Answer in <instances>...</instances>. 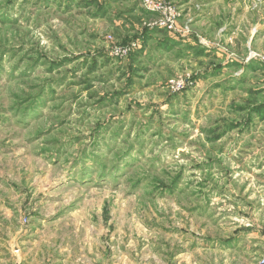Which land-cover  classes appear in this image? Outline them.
Here are the masks:
<instances>
[{"label": "rangeland", "instance_id": "1", "mask_svg": "<svg viewBox=\"0 0 264 264\" xmlns=\"http://www.w3.org/2000/svg\"><path fill=\"white\" fill-rule=\"evenodd\" d=\"M151 1L0 0V264H264V0Z\"/></svg>", "mask_w": 264, "mask_h": 264}, {"label": "crops", "instance_id": "2", "mask_svg": "<svg viewBox=\"0 0 264 264\" xmlns=\"http://www.w3.org/2000/svg\"><path fill=\"white\" fill-rule=\"evenodd\" d=\"M46 236V235H44ZM54 239H47L43 243L35 242L27 247H19L21 255L18 261L14 264H122L120 261H116L114 258L111 260L102 261L95 253L91 254L90 260H86L83 257V253H78L68 249L69 246H63L58 244L56 237ZM41 240V239H40ZM114 255V254H113ZM114 257V256H113ZM196 264H211L208 261V257L196 258Z\"/></svg>", "mask_w": 264, "mask_h": 264}, {"label": "built area", "instance_id": "3", "mask_svg": "<svg viewBox=\"0 0 264 264\" xmlns=\"http://www.w3.org/2000/svg\"><path fill=\"white\" fill-rule=\"evenodd\" d=\"M140 1L143 4V6L147 7L148 9H151L153 12L160 13L162 15V21L160 24L163 27H168L169 29H172L174 27L175 24L173 23V20L176 19L177 15L176 16L172 15L170 17L168 16V13L169 12L171 13L172 9L164 5L155 4L151 0H140ZM163 13H166V16H164Z\"/></svg>", "mask_w": 264, "mask_h": 264}]
</instances>
